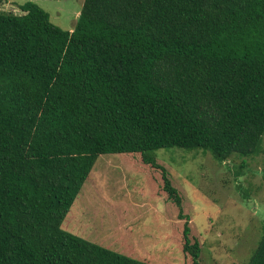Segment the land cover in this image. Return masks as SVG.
<instances>
[{
	"label": "trees",
	"instance_id": "1",
	"mask_svg": "<svg viewBox=\"0 0 264 264\" xmlns=\"http://www.w3.org/2000/svg\"><path fill=\"white\" fill-rule=\"evenodd\" d=\"M20 9L0 10V264H160L64 222L102 154L141 153L181 206L147 152L264 153V0H84L73 30ZM197 237L185 222L186 264Z\"/></svg>",
	"mask_w": 264,
	"mask_h": 264
},
{
	"label": "rangeland",
	"instance_id": "2",
	"mask_svg": "<svg viewBox=\"0 0 264 264\" xmlns=\"http://www.w3.org/2000/svg\"><path fill=\"white\" fill-rule=\"evenodd\" d=\"M0 1V10L15 13H22L20 4L36 2L67 30L75 28L84 4ZM146 154L168 170L183 195L181 206L162 191L161 170L144 163L141 153L102 154L64 228L160 264H186L180 244L189 222L201 242L204 264H247L264 225V153L228 162L204 149L159 148Z\"/></svg>",
	"mask_w": 264,
	"mask_h": 264
}]
</instances>
